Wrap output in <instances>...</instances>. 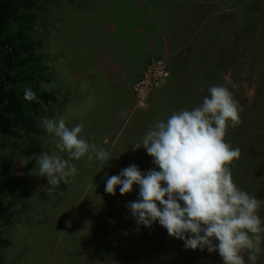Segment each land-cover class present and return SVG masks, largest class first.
<instances>
[{"label": "rangeland", "instance_id": "obj_1", "mask_svg": "<svg viewBox=\"0 0 264 264\" xmlns=\"http://www.w3.org/2000/svg\"><path fill=\"white\" fill-rule=\"evenodd\" d=\"M32 14L37 51L49 68L40 87L50 86L56 99L41 105L39 131L19 132L0 149L9 160L0 187L11 192H0V264H74L76 213L83 201L96 200L86 186L139 142L147 100L167 75L166 18L196 29L186 43L200 38V60L215 49L217 73H210L228 82L234 73L250 100L257 84L264 86V0H39ZM206 96L195 95V106ZM44 118H63L69 128L83 123L85 139L114 158L104 166L73 159L77 174L47 191L36 157L47 152L67 159V153L41 126ZM26 145L41 151L25 154Z\"/></svg>", "mask_w": 264, "mask_h": 264}, {"label": "trees", "instance_id": "obj_2", "mask_svg": "<svg viewBox=\"0 0 264 264\" xmlns=\"http://www.w3.org/2000/svg\"><path fill=\"white\" fill-rule=\"evenodd\" d=\"M38 1L0 0V149L18 140L19 132L39 131L36 116L41 105L56 99L53 91L40 87L48 78L49 68L41 60L37 51L40 42L32 34V9ZM174 39L178 38L174 36ZM192 40L169 42L167 75L147 100L140 137L173 111L194 108L195 95L200 96L204 91L210 96L211 86L225 85L243 107L241 122L229 127L225 137L234 148L240 149L239 158L230 166L233 180L242 190L264 199V86L257 84L252 98L247 100L237 78H232L234 73L230 74L229 82L220 75L214 76L217 73L213 67L215 49H207L200 60V38ZM233 83L238 87L233 89ZM26 88L36 93L39 102L24 98ZM22 149L25 154L41 151L28 145ZM131 152L122 155L123 162L110 160L98 171L93 181L96 188L92 190L96 200L80 204L76 213L79 217L74 264H223L218 252L209 253L206 248L186 249L183 240L169 236L158 222L151 228L138 226L126 205L138 199L139 185L124 195L120 194L119 186L115 195L105 192L108 177L118 175L134 161L144 172L156 167L145 149ZM8 168V156L4 152L0 155V173ZM0 192L11 193L8 187H0ZM259 215L264 218V206ZM257 264H264V253L259 255Z\"/></svg>", "mask_w": 264, "mask_h": 264}, {"label": "clouds", "instance_id": "obj_3", "mask_svg": "<svg viewBox=\"0 0 264 264\" xmlns=\"http://www.w3.org/2000/svg\"><path fill=\"white\" fill-rule=\"evenodd\" d=\"M209 93L194 108L173 111L166 120L155 122L132 145V151L143 147L155 168L144 172L133 163L108 177L105 192L115 195L119 186L124 195L139 185L138 199L126 205L138 226L151 228L158 222L169 236L183 240L186 249L218 252L223 264H257L264 253V218L259 215L264 199L234 182L230 166L240 149L225 139L227 129L241 122L243 107L225 85L211 86ZM24 98L37 100L30 88ZM40 123L56 148L67 153V159L47 152L35 159L49 192L77 174L73 159L86 157L89 163L95 159L104 166L114 158L85 139L83 123L72 128L63 118H44ZM86 188L95 191L93 179Z\"/></svg>", "mask_w": 264, "mask_h": 264}, {"label": "crops", "instance_id": "obj_4", "mask_svg": "<svg viewBox=\"0 0 264 264\" xmlns=\"http://www.w3.org/2000/svg\"><path fill=\"white\" fill-rule=\"evenodd\" d=\"M166 7V12L168 13V8L167 6ZM177 9L181 10L180 7H178ZM166 13V14H167ZM181 15V14H180ZM180 15H173V17H177V16H180ZM181 18H178V19H171V17L169 16L168 18H166V21L163 23V26L165 28V31H166V35H167V44L169 45V42H171L172 40H182V41H187V40H190L191 36H188L189 33H193L196 31L195 30H190V28H186L188 27V25L185 24L184 27H180L178 26L179 24V20ZM182 22V20H181ZM180 22V23H181ZM184 22V21H183ZM153 23L151 22V25ZM139 26V24H137V27ZM153 27H152V30H151V33L153 31ZM174 36L177 37L178 39H174ZM168 45H167V48H168ZM168 56V54H167Z\"/></svg>", "mask_w": 264, "mask_h": 264}]
</instances>
